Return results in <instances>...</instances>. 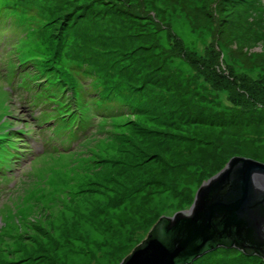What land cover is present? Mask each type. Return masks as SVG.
<instances>
[{
	"label": "rangeland",
	"instance_id": "obj_1",
	"mask_svg": "<svg viewBox=\"0 0 264 264\" xmlns=\"http://www.w3.org/2000/svg\"><path fill=\"white\" fill-rule=\"evenodd\" d=\"M36 55L60 64L94 97L111 98L96 101L103 117L82 146L54 137L62 151L31 164L34 154L22 152L10 162L18 186L0 184V264H119L159 217L189 207L202 182L240 149L252 159L264 152L257 123L178 118L201 107H241L213 80L252 82L264 99V0H0V114L6 106L13 131L31 130L32 138L48 125L36 118L46 106L30 102L31 94L24 100L16 86L13 95L1 87ZM3 119L0 137L9 128ZM195 264L264 263L220 247Z\"/></svg>",
	"mask_w": 264,
	"mask_h": 264
},
{
	"label": "water",
	"instance_id": "obj_2",
	"mask_svg": "<svg viewBox=\"0 0 264 264\" xmlns=\"http://www.w3.org/2000/svg\"><path fill=\"white\" fill-rule=\"evenodd\" d=\"M218 247L264 261V163L231 157L203 181L192 204L161 216L119 264H191Z\"/></svg>",
	"mask_w": 264,
	"mask_h": 264
},
{
	"label": "trees",
	"instance_id": "obj_3",
	"mask_svg": "<svg viewBox=\"0 0 264 264\" xmlns=\"http://www.w3.org/2000/svg\"><path fill=\"white\" fill-rule=\"evenodd\" d=\"M193 57L194 58L196 57L195 60H197L198 58L197 56H193ZM28 61L32 64V69H33L32 71L30 69L31 64L28 66L24 65ZM199 61H203V60L198 59V62ZM20 65H24L25 66L24 70H27L26 73L28 75V81H26L24 84H28L29 82H31V79H34L33 84L36 85L34 89V97H36L37 99H42L40 102L43 103H45L46 101L49 102L47 104L48 113L55 111L53 115L55 114L60 115L61 117L60 120L62 124L67 125L76 122V124H78L80 127L83 128L89 125L90 127L89 132L86 133L87 135L84 134L86 138H88L90 134L92 135L95 134V132H92L93 131L92 128L93 126L96 127V123L98 122L94 123L95 121H97V120L94 121V118L100 120V118L103 117L102 115H99L95 103L96 101L99 100L101 101L109 100L111 98L109 93H107L104 97H94L91 91L89 90V86L86 83L82 81L74 82V83L70 82L66 78V76L60 72L61 69L60 64L54 62L50 57H42L39 55H36V57L27 56L21 60ZM207 73L209 74V71H207ZM213 81L217 82V85L215 87L217 90L227 89L231 93V97L234 100H237L241 107H226V110H222V111H213L208 107H201L199 110H195V113L193 115L187 114L185 116L181 115L180 117V113H179L178 118L184 119L185 122L196 123L201 126L215 125V126L223 127L231 124L232 125L240 124L243 125L244 127L245 126L249 127L253 123H257L259 124L258 126L264 128V99L260 96L262 95V93L261 94L258 93L257 87H253L252 89V86H255L253 85L252 82H250L246 86V85H241L243 84V81L240 79L233 82L231 85H229L224 81L221 82V79L213 80ZM238 84L241 85L242 94L238 90V88H240ZM61 89H63L65 92L63 98H61V96H57V92ZM243 91L245 95L243 94ZM244 97L246 98L245 100L243 99ZM167 98L169 99L170 96L167 95ZM239 101H246L247 103L246 102L241 103ZM259 103H261V105ZM175 108L177 109L176 106ZM232 113L248 114L250 118L246 120L240 119V117L238 116L236 118H230L229 116L234 117ZM91 118H92V122L89 121V119ZM69 126H71V124ZM256 127L257 126L251 127L250 130H254V132H256L255 134H260V135L263 134V132H258L260 128L256 130L255 129ZM5 139L7 138L5 137L0 138V158L3 156L5 151L8 150L9 147V145L5 142ZM246 153H247L246 149H240L237 152V156L244 157L246 156ZM257 154L254 153L255 157H257L256 159L260 160L261 162H264V152H259ZM221 248H225V247H221ZM233 249L238 250L237 248L234 247ZM212 251H209L203 254L202 256L198 257L191 264H195L199 258L203 257L208 253H211ZM239 252L248 257H257L260 259V261L264 263L261 257H259L256 254L244 253L242 251Z\"/></svg>",
	"mask_w": 264,
	"mask_h": 264
},
{
	"label": "bare ground",
	"instance_id": "obj_4",
	"mask_svg": "<svg viewBox=\"0 0 264 264\" xmlns=\"http://www.w3.org/2000/svg\"><path fill=\"white\" fill-rule=\"evenodd\" d=\"M239 251H241V250H239Z\"/></svg>",
	"mask_w": 264,
	"mask_h": 264
}]
</instances>
